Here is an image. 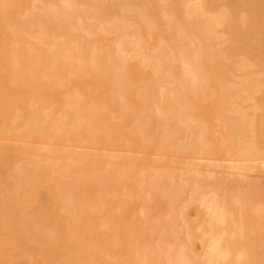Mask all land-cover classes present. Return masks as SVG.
<instances>
[{"label": "bare ground", "instance_id": "1", "mask_svg": "<svg viewBox=\"0 0 264 264\" xmlns=\"http://www.w3.org/2000/svg\"><path fill=\"white\" fill-rule=\"evenodd\" d=\"M219 99L259 160L264 0H0V264H264Z\"/></svg>", "mask_w": 264, "mask_h": 264}, {"label": "rangeland", "instance_id": "2", "mask_svg": "<svg viewBox=\"0 0 264 264\" xmlns=\"http://www.w3.org/2000/svg\"><path fill=\"white\" fill-rule=\"evenodd\" d=\"M229 97H231V96H227V98L229 99ZM231 100V99H230ZM228 102H231V101H228ZM230 105V106H229ZM227 104V103H225V102H220V99H219V101L217 102V103H215V108H214V112H213V118H212V128L211 129H209V132L208 133H205V137L207 136V137H209L208 139H210V137H213V136H215L216 137V139H218V141L220 142V152H219V154H217L216 153V155H215V157H217V158H219V160H221V162H222V166H224L225 164H223L224 162L225 163H227V162H230V163H232L234 160L233 159H235V161L234 162H236L237 161V163H243L244 161H245V164H246V161L248 162L247 164H250V166H252L251 164H252V161L255 159L256 160V162L255 161H253L257 166H259L260 167V165L259 164H264V162L262 163L261 162V160H263L264 161V156L262 157V154L261 155H259V160H258V156L256 157V155L255 156H252L253 158H251L250 156H249V158H251V159H249V158H247L246 157V159H245V157H243L241 160H240V158L242 157V156H239V154H236V149H237V146H236V143L233 141V139H234V134H235V132L233 131V129H230V127H229V123L231 122V120L232 119H229L228 120V118H229V116H230V114H229V112H231L230 110L228 111L227 109L229 108V109H233L232 107L233 106H231V103L230 104ZM233 105V104H232ZM226 107H228L227 109H226ZM245 108V107H244ZM248 108H251V107H248ZM252 109V108H251ZM221 110H223V111H221ZM245 110V109H244ZM247 110V109H246ZM221 111V112H220ZM225 111L227 112V113H225ZM253 110H250L249 112H247V113H250L251 115H253V113H251ZM220 112V113H219ZM254 112V111H253ZM226 114V115H228L227 116V118H226V115H224L223 116V114ZM232 113H235L234 111L233 112H231V114ZM258 114V113H257ZM232 116L234 117V119L236 118L235 116H237L236 114H235V116L232 114ZM231 116V117H232ZM222 119H221V118ZM232 117V118H233ZM226 119V120H225ZM234 119H233V121H234ZM236 120V119H235ZM213 134V135H212ZM210 135H212V136H210ZM236 154V155H235ZM205 158L206 159H209L210 158V155L209 154H206L205 153ZM235 156V157H234ZM237 156V157H236ZM225 157V159H223ZM232 158V159H231ZM239 158V159H238ZM247 159H249V161H251V162H249ZM261 159V160H260ZM232 160V161H231ZM244 160V161H243ZM258 160V161H257ZM227 161V162H226ZM243 161V162H242ZM233 162V163H234ZM259 162H261V163H259ZM229 163V164H230ZM237 163L235 164V165H237ZM228 164V163H227ZM227 164L224 166L225 168H217V170L215 171L216 172V175L217 174H219V172L221 171L222 173V175H221V177H223V178H221L222 180H220V179H218V177L220 178V176H218V177H216L219 181H217L216 180V188L218 187H220L219 189H221L223 192L225 191V193H222V191L220 190V192L218 191V193L220 194H223V195H225V198L226 197H228V196H226V194L228 195L229 194V196H231V199L232 198H234L235 199V202L234 203H232L233 205H235V206H237V204L236 203H240L241 205L243 204V205H245L243 202L245 201L246 202V204H252L250 201H254L253 199L251 200L249 197H251V196H253V197H251V198H255L254 196H255V191L257 192L256 193V199L255 200H257L259 203H256V202H253V204L255 203V205L257 204V205H261V206H263L264 207V175L262 176V174L261 173H257V171L256 172H254V170L252 171V170H250L251 168H253V169H261V168H255V166H253V167H249L248 165V167L246 168V169H248V168H250V169H248V170H245V169H243V170H237V169H231L230 170V168L228 169V168H226V166H227ZM229 164H228V166H229ZM244 164V165H245ZM239 165V164H238ZM237 165V166H238ZM264 166V165H263ZM228 169V170H227ZM264 168H262V170H263ZM220 170V171H219ZM224 170H227V173H228V171H232L233 172V174L232 175H234V170H235V173L238 171V173H236L237 175H239V176H241V175H243V176H241V178L239 177V176H236V178H237V180H238V182H240V180L242 179H247L246 181H247V183H250V181H252L251 179H253L252 177H254V173H257V175H259L260 176V174H261V180L259 179L260 177H258V178H255V179H257V182H258V184H256V182H254L255 181V179H254V181H252L253 183H254V185L255 186H257V187H255L254 185H252L251 184V186H250V184H249V188L247 187V186H245L246 184V181H244L243 180V184L241 183V184H239L237 181H236V178H233L232 179V175L230 176L231 178H230V180L229 181H231L230 183H229V181H227L229 178H227V177H229V176H227V177H225V175H226V171H224ZM252 171V172H254V173H252L251 172V174H254L253 176H249V174L248 175H246L247 174V172L248 171ZM261 170V171H262ZM217 171H219L218 173H217ZM223 171H224V173L225 174H223ZM239 171H242V172H239ZM246 172V174H244L245 172ZM232 172H229L228 174L230 175V173H232ZM250 173V172H249ZM215 175V174H214ZM224 175V176H223ZM251 177V179L249 178V177ZM255 177H257V176H255ZM215 178V179H216ZM225 178H227V180H225ZM249 178V179H248ZM263 178V179H262ZM235 179V180H234ZM258 179L260 180V182L258 181ZM225 180V181H224ZM248 180H250V181H248ZM225 182H227V183H225ZM223 183H225L224 185H226L225 187H224V189H223ZM230 184H235L234 185V187L233 188H231L232 187V185H230ZM231 187H230V186ZM238 185V186H237ZM239 185H240V187L242 186H244L243 188H245V187H247V188H245V190L243 191V188L241 187V188H239ZM235 186H236V188H235ZM229 188V191L227 190L228 188ZM254 188V195H251V193H250V191L248 192V194L249 195H246V193H247V190H250V188ZM227 188V189H226ZM233 190V194H231V193H226V190L228 191V192H230V190L231 189ZM238 188V189H237ZM256 188V189H255ZM210 189V188H209ZM226 189V190H225ZM241 189H242V191H241ZM217 191V190H216ZM252 191V193H253V190H251ZM244 192H245V194H244ZM231 194V195H230ZM232 195H233V197H232ZM236 195V196H235ZM243 195H245V197H246V199H244L245 197H243ZM221 196V195H220ZM243 197V198H242ZM218 198H219V196H218ZM224 198V196L221 198V199H223ZM225 198H224V200H225ZM229 198V200H230V197H228ZM239 198V199H238ZM221 199H219L220 200V202H222V200ZM227 199V198H226ZM237 199V200H236ZM240 199L242 200H244V201H242V203H241V201H240ZM247 199H249V201L247 202L246 200ZM223 200V201H224ZM238 201V202H237ZM227 203H225V204H228V199H227V201H226ZM223 203V202H222ZM238 203V204H239ZM231 204V203H230ZM239 204V205H240ZM238 205V206H239Z\"/></svg>", "mask_w": 264, "mask_h": 264}]
</instances>
